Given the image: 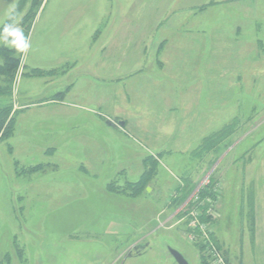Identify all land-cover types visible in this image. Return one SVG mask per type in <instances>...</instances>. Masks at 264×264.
<instances>
[{
  "label": "rangeland",
  "instance_id": "374dc122",
  "mask_svg": "<svg viewBox=\"0 0 264 264\" xmlns=\"http://www.w3.org/2000/svg\"><path fill=\"white\" fill-rule=\"evenodd\" d=\"M40 1L0 0L30 42L0 97V264H222L169 206L212 173L220 259L264 264L241 194L264 163V0Z\"/></svg>",
  "mask_w": 264,
  "mask_h": 264
},
{
  "label": "trees",
  "instance_id": "16d2710c",
  "mask_svg": "<svg viewBox=\"0 0 264 264\" xmlns=\"http://www.w3.org/2000/svg\"><path fill=\"white\" fill-rule=\"evenodd\" d=\"M23 0H20V2L18 3V6L20 5V3ZM41 3V1L39 0H32L31 2V7L29 10V14L32 11V8H36L39 4ZM16 11V10H15ZM36 13H33V15H35ZM28 16V14L24 17L25 18ZM32 16V15H31ZM29 17V16H28ZM27 17V18H28ZM24 24V23H23ZM27 26H30V23H27ZM22 53H18L15 51V49L12 48H1L0 49V59L2 61V64L0 65V80H2L4 85H0V97H5L6 99H9L8 97L10 96V87L11 84L13 83L16 71L18 69L19 66V56ZM33 74H39V72L36 70L32 71V75ZM12 109V105H5L3 107L0 108V133H1V137L2 138H6L8 137L11 132H12V127H13V119H11L7 124V120L9 118L10 112ZM152 173V176H151ZM151 178V181H153L156 177V172L153 171H149L148 170H144V172L142 173V175L140 176V179L133 183V184H129L128 186L130 187L131 190V194H137L138 192H140L142 190V186L144 185L146 178ZM150 181V180H149ZM190 183L189 182H183L182 185H180L178 187V189L176 190L174 196H172V198L170 199V204L169 206H172V208H174V211H177L178 209L181 208V206H183V204L188 200V198L190 197V195L192 194V192L194 191L195 186H191L190 187ZM215 185H217V180H215L212 175L210 177L209 180V184L206 187H203L197 197L198 200L194 201V200H190L186 206L178 211L176 217L178 219H182L183 217H185L190 211L193 210H197L200 212L201 217H200V222L201 223H209L212 224V226L215 223V220L206 216V212L209 209V204H207L205 202V200L210 197L213 198L214 193V187ZM189 222V219L188 221ZM212 242L214 243V245L216 246V248H219V245L216 241V238L212 235L211 237ZM198 248L200 250V252L204 253L206 246L199 243Z\"/></svg>",
  "mask_w": 264,
  "mask_h": 264
},
{
  "label": "crops",
  "instance_id": "0c3cea01",
  "mask_svg": "<svg viewBox=\"0 0 264 264\" xmlns=\"http://www.w3.org/2000/svg\"><path fill=\"white\" fill-rule=\"evenodd\" d=\"M260 163L261 162L254 163L252 165L246 164L244 166V173H243L244 179L241 188V194L243 199L242 204L244 206L246 205V209H247L245 212L246 223L243 224L244 231H242V237H244L245 234H248L250 245L253 247V251L260 250L262 246L261 237H264V185L262 184V182H264V180H262L264 179V175H260L262 173L264 174V163L263 165H261ZM250 168L252 171L250 170ZM249 172L252 174H250ZM212 177H213V173H212ZM219 181H220L219 178H217L218 185H220ZM249 194L251 196H249ZM213 236L215 237L214 232H213ZM216 241L219 246L223 245L220 243V241L217 238Z\"/></svg>",
  "mask_w": 264,
  "mask_h": 264
},
{
  "label": "built area",
  "instance_id": "2783aa9c",
  "mask_svg": "<svg viewBox=\"0 0 264 264\" xmlns=\"http://www.w3.org/2000/svg\"><path fill=\"white\" fill-rule=\"evenodd\" d=\"M211 175L206 176L203 179V182H200V184L198 185V187L192 192V194L190 195V197L188 198V200L183 204V206H181V208L179 209L182 210L186 204L190 201V200H194L197 201L198 200V193L199 191L203 188L206 187L209 184V180H210ZM214 196L213 198L208 197L205 202L207 204H209V209L206 212V216L216 220V216H217V212H216V205L217 202L219 200V196H220V186L217 184L214 187L213 190ZM200 217L201 214L199 211L197 210H193L190 211L187 215L186 218L189 219V228H192L194 233L191 234L190 240L196 242L198 241L197 244L201 243L203 245L206 246V250L208 251V255L212 256L214 258V260H212L213 262H220L223 264L222 260L220 259L218 253H217V248L214 245V243L211 240V237L213 235V229H212V224L209 223H201L200 222ZM214 262V263H215Z\"/></svg>",
  "mask_w": 264,
  "mask_h": 264
},
{
  "label": "clouds",
  "instance_id": "9594fccd",
  "mask_svg": "<svg viewBox=\"0 0 264 264\" xmlns=\"http://www.w3.org/2000/svg\"><path fill=\"white\" fill-rule=\"evenodd\" d=\"M0 42L6 44L9 48L15 49L18 53H26L30 48L29 40L15 23H5L0 28Z\"/></svg>",
  "mask_w": 264,
  "mask_h": 264
},
{
  "label": "water",
  "instance_id": "95a60500",
  "mask_svg": "<svg viewBox=\"0 0 264 264\" xmlns=\"http://www.w3.org/2000/svg\"><path fill=\"white\" fill-rule=\"evenodd\" d=\"M106 124L109 127H113V128L116 127V126L123 127V125H124L122 122L114 124V123H112L110 121H108ZM147 191L150 192V189L148 188ZM138 250L142 251V250H144V247H138ZM170 255H172V257L174 258V260L176 261L177 264H188L187 261L183 258V256L180 253H178V252H176L174 250H170Z\"/></svg>",
  "mask_w": 264,
  "mask_h": 264
},
{
  "label": "flooded vegetation",
  "instance_id": "af4514ba",
  "mask_svg": "<svg viewBox=\"0 0 264 264\" xmlns=\"http://www.w3.org/2000/svg\"><path fill=\"white\" fill-rule=\"evenodd\" d=\"M135 251H137V253L141 254V251L139 252V250H138V249H137V250H135ZM139 254H138V255H139Z\"/></svg>",
  "mask_w": 264,
  "mask_h": 264
}]
</instances>
